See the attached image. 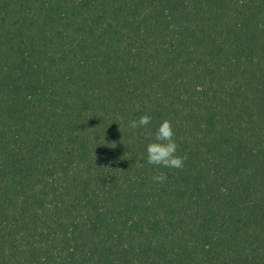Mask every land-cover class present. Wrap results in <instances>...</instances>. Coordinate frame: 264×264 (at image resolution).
Wrapping results in <instances>:
<instances>
[{"label":"trees","instance_id":"1","mask_svg":"<svg viewBox=\"0 0 264 264\" xmlns=\"http://www.w3.org/2000/svg\"><path fill=\"white\" fill-rule=\"evenodd\" d=\"M0 264H264V0H0Z\"/></svg>","mask_w":264,"mask_h":264},{"label":"clouds","instance_id":"2","mask_svg":"<svg viewBox=\"0 0 264 264\" xmlns=\"http://www.w3.org/2000/svg\"><path fill=\"white\" fill-rule=\"evenodd\" d=\"M152 122L150 115H143L138 120L129 121L131 130L147 128ZM175 130L170 120H163L155 132L154 141L147 144V164L154 167L183 170L187 156L178 155L179 145L175 140ZM152 137V133H148ZM153 182L163 184L167 181L165 172H158L152 177Z\"/></svg>","mask_w":264,"mask_h":264}]
</instances>
